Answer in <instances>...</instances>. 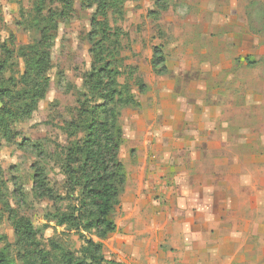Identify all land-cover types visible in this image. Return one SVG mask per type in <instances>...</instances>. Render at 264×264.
<instances>
[{
    "label": "rangeland",
    "instance_id": "obj_1",
    "mask_svg": "<svg viewBox=\"0 0 264 264\" xmlns=\"http://www.w3.org/2000/svg\"><path fill=\"white\" fill-rule=\"evenodd\" d=\"M98 1L109 8L96 20L101 27L98 31L96 26L89 44L94 4L84 8V1L74 0L73 10L62 13L57 0H0V260L4 264H125L114 247L116 235L126 234L96 238L78 181L92 115L103 119L102 110L96 109L104 99L91 77L94 71L98 78L103 66L110 65V78L118 84L119 103L114 105L128 134L131 120L147 117L145 69L153 49H162L179 36L193 37L205 22L219 39L234 19L253 35L264 36V0H164L165 11L156 9V0ZM39 31L44 44L36 60L40 70L31 73L27 59L33 57L26 49L40 41ZM25 66L29 78L21 79ZM33 84L44 96L31 103ZM129 141H123L119 151V161L126 165L136 160ZM36 168L43 169L53 199L40 197L34 188ZM116 214L115 206L110 218L115 220ZM20 220L30 224L31 242H22L16 234ZM87 241L101 243V251L93 254Z\"/></svg>",
    "mask_w": 264,
    "mask_h": 264
},
{
    "label": "crops",
    "instance_id": "obj_2",
    "mask_svg": "<svg viewBox=\"0 0 264 264\" xmlns=\"http://www.w3.org/2000/svg\"><path fill=\"white\" fill-rule=\"evenodd\" d=\"M239 25L160 48L165 75L148 57L147 117L122 128L136 152L114 220L125 264H264V36Z\"/></svg>",
    "mask_w": 264,
    "mask_h": 264
},
{
    "label": "trees",
    "instance_id": "obj_3",
    "mask_svg": "<svg viewBox=\"0 0 264 264\" xmlns=\"http://www.w3.org/2000/svg\"><path fill=\"white\" fill-rule=\"evenodd\" d=\"M60 3L62 13L73 10L74 0H57ZM86 4L84 8H91L95 5V13L92 17L91 26L92 34L88 36L89 44H93L92 35L95 34L96 26L98 25V31L101 24L97 23L98 17L103 16L104 12L108 10L106 3L98 0H82ZM155 7L158 11H165L167 4L164 0H156ZM96 24V25H95ZM40 32V31H39ZM43 33V32H42ZM42 35L40 32V41L27 47L31 53V61L27 59V68L30 72H37L40 70L38 66L37 57L40 54L39 47L43 46ZM97 57L101 59L99 50L97 51ZM25 56V51L21 55ZM152 71L156 75H165L167 69L165 66V60L160 48H155L152 51V58L150 61ZM25 66V72L23 78H29V72ZM93 71V67H92ZM113 73L110 70V65L106 64L103 69L99 71L98 78L94 73L91 77L95 79L94 83L96 87L102 88L104 105L99 106L103 116L102 121L99 120L97 113H93L92 122L89 125V132L87 140L84 142L85 159L82 165V172L79 176V184L81 185L82 193L86 200V206L89 208V217L92 219L90 224L95 231V236L100 241H103L110 234L115 233L116 225L114 220L110 218L114 207L118 205V197L122 193V189L126 184V171L122 162L119 161V151L121 144L124 141L122 128L119 124L120 112L116 111V106L119 103L117 99L118 92L115 89L117 82L114 78H110ZM104 79L108 81L104 83ZM95 87V88H96ZM5 94H7L5 92ZM8 95V94H7ZM43 92L33 84V89L30 94V102H35L42 99ZM3 99V97H1ZM116 104V106L114 105ZM126 103V102H125ZM127 105L132 106V102L128 101ZM120 106H124L121 104ZM34 188L39 192L40 197L53 199L50 189L45 184L44 171L41 168L35 169ZM16 234L19 236L22 242H31L33 238L32 228L29 223L20 220L16 225ZM87 247L93 249V254L99 253L102 249L101 243H94L92 241L86 242ZM99 257V256H98ZM3 260H0V264H4Z\"/></svg>",
    "mask_w": 264,
    "mask_h": 264
}]
</instances>
